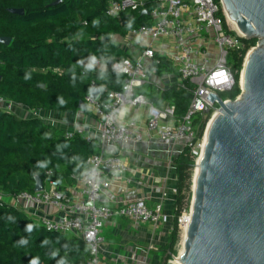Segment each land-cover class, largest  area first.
Here are the masks:
<instances>
[{
  "label": "trees",
  "instance_id": "16d2710c",
  "mask_svg": "<svg viewBox=\"0 0 264 264\" xmlns=\"http://www.w3.org/2000/svg\"><path fill=\"white\" fill-rule=\"evenodd\" d=\"M54 1L0 0V36L11 39L8 45L0 43V97L31 110L82 111L93 116L85 96L97 89L104 98L105 92L120 89L125 79L109 66L96 65L95 60L110 63L131 57L106 37L125 35L148 24V12L156 1L146 0L141 8L115 17L106 14L110 0H59L52 4ZM11 8H21L23 13L9 12ZM240 41L241 46L231 49L227 58L234 83L219 92L221 98L234 99L240 93L243 61L257 39ZM152 65L157 75L175 71L170 60L157 52ZM152 86L149 83L141 88L149 101L168 102L175 117L185 114L189 97L179 84L147 92ZM208 117L209 113L194 115L198 137L203 135ZM64 133L37 117L0 110V191L7 195L34 193L39 177L44 187L54 181L68 196L67 187L75 182L72 175L85 169L86 159L97 153L99 146L95 139L87 141L78 134L67 138ZM189 150L185 147L173 159V222L167 242L159 247V264L175 253L179 240L176 218L190 204L194 159ZM87 257V247L78 236L49 230L8 199L0 198V264H84Z\"/></svg>",
  "mask_w": 264,
  "mask_h": 264
},
{
  "label": "built area",
  "instance_id": "2783aa9c",
  "mask_svg": "<svg viewBox=\"0 0 264 264\" xmlns=\"http://www.w3.org/2000/svg\"><path fill=\"white\" fill-rule=\"evenodd\" d=\"M155 1V5L148 12L149 23L130 29L129 33L150 41L162 38L172 40L171 48L160 49L157 53L166 56L174 65L177 84L187 92L189 104L185 114L175 117L173 106L169 104L160 108L149 101L141 91L142 87L150 83L144 59H152L156 53L152 44H145L139 56L135 58L128 57L110 63L96 59V65L102 68L109 66L111 70L123 74L125 79L120 89L105 92L104 98L98 91L95 98H92L90 93L85 96L86 107L97 121L93 133L75 124L64 131L67 138L78 134L87 141H101L99 151L86 159L85 169L72 175L75 182L71 188L77 191L80 199L60 192L54 181L49 182L48 189L43 188L34 193L23 191L17 195H7L0 191V198L8 199L11 204L25 212L32 205L34 208L46 204L56 206L59 210L57 215H42L37 222L49 230L69 232L78 236L88 250L84 264H111L100 258V231L109 219L118 216L133 223H148L156 227L161 219L163 201L167 198V193L163 192L152 206H148L142 199L130 200L115 207L107 205L102 197L104 171L120 176L126 171V165L118 154L106 153V145L131 140L139 142L143 139L144 130L149 138H157L177 146L174 150L176 153L188 147L195 165L204 146V133L201 137L197 136L198 127L194 124V115L198 113L205 117L209 113V119L217 112L218 104L216 100L210 102L207 99L208 94L227 90L234 83L227 58L231 49L241 46L240 38L243 37L229 24L220 0ZM144 3L142 0H110L106 14L115 17L123 12L129 13L141 8ZM209 43L213 44V51ZM127 103L135 108L146 109L144 129L136 118L125 120L120 117ZM24 108L29 111L30 117L47 121L46 109L31 110L0 97L2 111L17 114L18 110ZM170 162L173 163V160ZM173 192L175 194V188ZM89 202L93 204L89 205ZM189 219L190 204L176 218L179 240L174 247L177 254H171L175 264V257L181 251Z\"/></svg>",
  "mask_w": 264,
  "mask_h": 264
},
{
  "label": "water",
  "instance_id": "95a60500",
  "mask_svg": "<svg viewBox=\"0 0 264 264\" xmlns=\"http://www.w3.org/2000/svg\"><path fill=\"white\" fill-rule=\"evenodd\" d=\"M220 2L242 37L257 41L245 55L236 98L207 96L218 108L194 165L190 219L176 264H264V0ZM10 40L0 36L2 44ZM41 190L36 177L34 191Z\"/></svg>",
  "mask_w": 264,
  "mask_h": 264
},
{
  "label": "crops",
  "instance_id": "0c3cea01",
  "mask_svg": "<svg viewBox=\"0 0 264 264\" xmlns=\"http://www.w3.org/2000/svg\"><path fill=\"white\" fill-rule=\"evenodd\" d=\"M106 39L122 47L133 58L139 56L145 44H152L156 52L160 49H169L173 44L168 38L150 41L129 32L125 35L115 34ZM209 47L211 51L214 50L210 45ZM144 64L148 69L153 70L151 58H145ZM158 76L162 77L164 82L162 81L161 86L156 85L149 76L153 88L147 92L151 89L156 90L157 87L166 88L178 81L176 69ZM155 105L163 108L169 103L162 101ZM45 112L47 117L45 122L63 131L72 128L75 124L93 133V129L97 126L96 119L82 111L68 113L59 110H45ZM18 113L20 117H30L26 108L20 109ZM120 117L125 120L136 118L144 129L146 109L144 107L135 108L127 103ZM142 132L143 139L139 142L131 140L126 143L106 145L105 152L118 154L126 165V171L120 176L104 171L105 184L102 187V197L104 202L111 207L135 199H142L148 206H152L163 192L167 193V198L163 201L161 219L156 227L148 223H133L118 216L112 217L103 225L100 231L102 239L100 258L111 264H159L161 260L159 247L167 242L172 228L176 168L170 161L178 155L174 151L178 147L157 138H149L144 130ZM97 145L101 146L100 140L97 141ZM48 187L49 182L45 188ZM67 189L72 198H79L77 191H74L71 186ZM26 212L37 222L40 216H55L59 210L52 204H46L35 208L32 205Z\"/></svg>",
  "mask_w": 264,
  "mask_h": 264
},
{
  "label": "rangeland",
  "instance_id": "374dc122",
  "mask_svg": "<svg viewBox=\"0 0 264 264\" xmlns=\"http://www.w3.org/2000/svg\"><path fill=\"white\" fill-rule=\"evenodd\" d=\"M211 47H213V44L212 43H210L209 44ZM146 67V66H145ZM146 69L148 70V74H149V76H151L152 77V82L154 83V84H156V85H159V86H161V83H162V81L164 82V80L162 79V77H160V76H158V75H156L154 72H153V70H151L150 68L148 69L147 67H146ZM19 111V110H18ZM17 116H20V114L17 112V114H16ZM45 188V187H44ZM49 188V187H48ZM48 188H45V189H48ZM178 242V241H177ZM175 255L177 254V252L175 251V253H174ZM162 263H163V260H162ZM165 264H175L174 263V261H173V259L171 258V256H170V259L169 260H167V262L165 263Z\"/></svg>",
  "mask_w": 264,
  "mask_h": 264
},
{
  "label": "bare ground",
  "instance_id": "6f19581e",
  "mask_svg": "<svg viewBox=\"0 0 264 264\" xmlns=\"http://www.w3.org/2000/svg\"><path fill=\"white\" fill-rule=\"evenodd\" d=\"M228 22H229V24L238 32V29L236 28V26H235V23L234 22H232L230 19H229V17H228ZM239 33V32H238Z\"/></svg>",
  "mask_w": 264,
  "mask_h": 264
},
{
  "label": "clouds",
  "instance_id": "9594fccd",
  "mask_svg": "<svg viewBox=\"0 0 264 264\" xmlns=\"http://www.w3.org/2000/svg\"><path fill=\"white\" fill-rule=\"evenodd\" d=\"M31 228V226H29V229ZM33 264H35V262L33 261Z\"/></svg>",
  "mask_w": 264,
  "mask_h": 264
}]
</instances>
